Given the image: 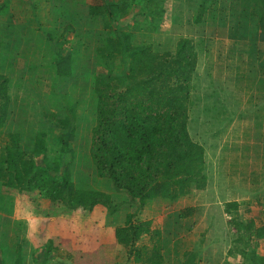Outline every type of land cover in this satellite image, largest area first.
<instances>
[{
  "label": "trees",
  "instance_id": "16d2710c",
  "mask_svg": "<svg viewBox=\"0 0 264 264\" xmlns=\"http://www.w3.org/2000/svg\"><path fill=\"white\" fill-rule=\"evenodd\" d=\"M164 2H26L21 16L36 18L35 27L31 22L26 26L35 43L30 39L21 43V35L14 31L20 27L9 22L6 0L0 3L2 45L9 40L13 50L27 46L36 52L34 60H20L27 73L22 78L27 87L24 95L32 88L29 72L36 70L32 73L37 77L36 96L29 104L21 97L20 102L12 99L6 92L10 82L0 75V193L10 199L27 195L33 204L44 201L51 212L48 216L105 210L106 226L114 228L113 238L108 237L95 253L71 250L75 259L64 264H94L97 257L101 264L103 246L113 254L123 250V264H170L169 255H163L164 237L151 229V221L141 219L142 211L152 202H174L206 185L204 148L193 140L188 129L196 65L193 42L179 38L163 47L151 44L146 37H137V33L158 31ZM138 6L142 21L128 31H120V21ZM258 15L264 30V13ZM54 82L61 84L58 91ZM70 86H79L71 93L76 97L72 104L68 103ZM81 95L90 99L89 124L79 116ZM84 124L89 127V164L85 171L90 181L109 183L107 192L79 187L73 181L81 172L74 161L79 157L75 151L81 146L79 134ZM16 125L23 128L17 130ZM236 206L227 204L226 213L235 211L231 209ZM188 212L183 211L181 216ZM233 218L235 231L227 257L238 259L230 264H264V253L257 254L259 241L264 240V227L246 226L238 216ZM57 250L52 240L40 249L46 255ZM79 254L84 261L78 260ZM187 256L192 258L189 263L175 259L173 264L196 263L197 251H189L184 258Z\"/></svg>",
  "mask_w": 264,
  "mask_h": 264
},
{
  "label": "crops",
  "instance_id": "0c3cea01",
  "mask_svg": "<svg viewBox=\"0 0 264 264\" xmlns=\"http://www.w3.org/2000/svg\"><path fill=\"white\" fill-rule=\"evenodd\" d=\"M83 1L90 3L91 0ZM182 3L183 6L186 3L189 4L188 9L183 10ZM199 6L198 0H165L163 8L165 13L159 23L158 31L149 34L150 37H158L159 35V37L177 41L179 38H186V36L175 33L178 16H184L185 19L182 23L187 24H197L201 22L200 16H207L208 24L194 26L196 30H194L193 38L202 40L201 47H196L192 38L187 36L193 42L196 57L191 81L192 99L190 101L194 100L196 103V107H191V111L195 113L196 110L198 114L193 116L195 122L191 137L199 145L201 144L198 138L200 135H204L199 126L201 123L200 114L205 110L201 104L211 103L210 94L208 91L205 94L202 88L206 85L210 86V75L213 77L219 75L220 78L226 77L227 68L233 66L235 69H240V65L243 63L244 66L251 65V69L245 70L247 74L239 77L243 82L239 83L238 91L234 95L242 108L245 107V113L243 114L239 108V113L242 115L239 114L235 117L228 128L225 126L213 129L212 132L208 133L209 137L206 138V142L203 146L201 145L205 153V187L199 191L193 190L189 195L174 202L162 200L152 202L142 211L141 219L151 221V229L158 230L164 237L162 247L165 250L163 255H169L170 264H173L176 256L183 258L188 255L189 251H196V244L202 239L203 259L198 255L195 264L208 263L206 261L208 254L203 250L212 247L210 239L206 238L207 231H212L210 228L212 223L223 233L222 240L224 243L218 246L221 247V250L222 248L225 249L223 258L231 247V239L235 231L232 223L234 216H238L240 222L246 226L264 227V132L256 129V120L260 118L256 117L253 111L255 105L264 104V57L262 60L259 57L264 55V30L258 23L260 12L256 9L248 11L250 6L256 7L250 0H223L217 4L209 5L205 13L199 10ZM233 6H235V10L232 11L230 8ZM139 9V6L133 7L129 17L120 21V31H128L134 23L142 21L143 17ZM215 9H219V13L215 12ZM216 16H219L221 23L218 27L213 26ZM209 17L212 18L209 19ZM146 36L148 34L145 32L137 33L139 39ZM249 39L254 41L253 44H250L254 47L252 54L258 64L251 63L247 59L246 48L249 45ZM222 55L228 56V59H223ZM216 101L220 102V98L216 97ZM248 104L253 105V108L248 107ZM220 112L222 109H218V113ZM207 118H213V116H207ZM223 145L226 147L225 159H222ZM230 152H237L233 158L237 161L231 160L229 162ZM232 162L233 164H231ZM223 184L240 186V192H235L233 191L234 187ZM242 188L244 192H242ZM14 198V217L5 221L6 229L8 226L11 229L12 227L16 228L17 223H19L24 226L29 234L30 229L43 222L45 217L34 209V204L27 195H15ZM229 203H236L237 206L231 209L235 211L226 213V205ZM186 210L189 212L181 216V213ZM103 215L100 210H93L88 215L55 214L48 216L46 221L49 229L41 231L42 234L47 235L44 236L45 241L42 243L30 239L25 242L24 247H30V253L26 256V258L28 257L26 260L31 261L32 264H54L58 260L65 259L68 253L70 258L71 250L95 253L98 246L100 247L106 239L108 240V237L112 239L114 236V228L106 226V223L103 222ZM58 225H66V228L69 229L65 231L66 228H63L55 232ZM104 226L108 228V232H105L103 237ZM34 229L38 230V227ZM111 229H113L112 233L109 232ZM72 233H74V240L71 241L72 247L65 253L62 241L69 240ZM50 237L62 240L58 244V254L46 255V251H43V253L36 255L35 250L41 249L48 240H51ZM226 240H228V244ZM263 253L264 240H260L257 254L263 255ZM223 262L230 264L236 262V259L228 257Z\"/></svg>",
  "mask_w": 264,
  "mask_h": 264
},
{
  "label": "rangeland",
  "instance_id": "374dc122",
  "mask_svg": "<svg viewBox=\"0 0 264 264\" xmlns=\"http://www.w3.org/2000/svg\"><path fill=\"white\" fill-rule=\"evenodd\" d=\"M2 1L4 0H0V3L2 4ZM33 0H6V12L8 13V17H9V22L13 23V25H16L17 27H20L18 29H14L15 34H20L21 35V43H27V41L32 40L33 43H35V39L34 37L30 36V31L26 29L27 23H30L32 25H36V18L34 19H28L27 15L21 16V14L25 11V3L27 2L30 4V2L32 3ZM79 1H83V0H79ZM182 1V0H181ZM200 3L199 6V10L202 12H206L207 8L209 5L212 4H217L223 0H198ZM235 1V0H233ZM252 1L256 7H249L248 11H252L255 10L258 12H263L264 13V0H250ZM35 2V1H34ZM4 3V2H3ZM183 6V3H182ZM189 4H185L183 6V10L188 9ZM232 9L235 10V6H233L232 8H230V10ZM28 10V9H27ZM229 10V11H230ZM215 12L219 13V9H215ZM2 17V15H1ZM20 17V18H19ZM19 18V19H18ZM212 18V17H211ZM209 17V19H211ZM18 19V20H17ZM185 19L184 16H178L176 18L177 22L175 25L176 31L175 33L177 35H183L186 36V38L190 37L192 38V40L195 42L196 47H201L200 45L203 44V42L201 43L202 40L198 39V38H193L194 37V30L196 25L199 26H203L207 23V16L205 17H199L200 21L199 23H193V24H187V23H182V21ZM7 20H3V22H5ZM17 22L18 25H17ZM215 24H213L214 27H218L221 25V23L219 22V16L215 17ZM2 19L0 18V75L2 76V74L4 75L5 78H7V81L9 80V85L6 87V92L13 98H18V102L20 97L21 100L23 102H28L29 104L32 103V100L34 96H36V88L34 87V84L36 83L35 80H37V77L34 73H32L33 70L31 72H29V75L32 76L33 78V82L29 84V86H31L32 88L29 89V93L28 95H24V92L26 90L27 87H24V79L23 78V74L26 73V71L22 70V67L24 66V64H20V60H24L27 59L28 57L33 58V60L36 58V52L34 51V49L24 46L22 49L20 50H13L12 48H10L8 46V43H10V41H6V43H4L2 45V35H3V31H2ZM25 25V27H24ZM210 26H212V24H210ZM157 35V34H156ZM174 35V34H172ZM188 36V37H187ZM150 39L148 40V42H150L151 44H161L163 47H167L168 45H172L173 42H175V40L170 39V38H162L161 36L159 37H150V35L148 34V36H146V39ZM250 43H254L253 40L249 39L248 40V46L246 48V56L248 61H251V63H256L258 64V62L255 60V56L252 54L254 51V47L252 44ZM27 52H25V51ZM36 50V49H35ZM52 57V60L54 58V56H50ZM223 59H228V56H224L222 55ZM260 59L262 60V58L264 57V55H260L259 56ZM49 59V58H48ZM47 59V61H48ZM51 59V58H50ZM199 59V58H198ZM12 63L13 64V68L12 67ZM19 63V65H18ZM220 64H222L221 62H219ZM6 69L5 71H3V69ZM238 68V67H237ZM251 69V65L249 66H244V63L240 65V69H235L233 66L227 68V76L226 77H221L219 75H216L215 77L210 75V86H207L202 88V90L204 91V93L206 94V91H208V93L210 94L211 98H210V102L211 103H203L201 104L205 110L203 112H201L202 114H200L199 119L201 120L200 123V129L203 130V134L204 135H200L199 136V141L200 144L203 146V144L206 142V138L209 137L210 132H212L213 129L215 128H223V127H229L230 123L234 120L235 117H237L240 113H239V108L242 111V113L244 114V108H242V106L239 104L238 99L234 96L235 93L238 91L239 88V83L243 82L242 80L239 79V77H243L244 74H247L245 70H250ZM245 71V72H244ZM28 72V71H27ZM36 73V72H35ZM27 74V73H26ZM243 79V78H242ZM59 83V81H57ZM57 82H54V86L57 88L58 91V87L59 85L61 86V84L58 85ZM61 83V82H60ZM79 87V86H78ZM74 86H70L67 87V91L69 93L68 96V103L72 104V102L74 101V99L76 97H73L71 95V93L74 94V92H77V88ZM61 89L63 87H60ZM82 89V86L80 87ZM79 88V90H80ZM57 93V92H55ZM76 95V94H75ZM216 97L220 98V102L216 101ZM195 98V97H194ZM192 99V98H191ZM78 100L80 101V105L78 107V111L79 112V116L82 118V122H89L90 120H86L89 118V116H91V112H92V108H91V103H90V99L88 96H84L81 95L80 97H78ZM14 102V100H13ZM27 104V103H26ZM18 105V104H17ZM196 103L194 102V100H191V106L190 107H196L195 106ZM2 106V87H0V107ZM240 106V107H239ZM248 107H252L253 105L248 104ZM253 108V107H252ZM84 109V112H82L81 110ZM218 109H222V112L218 113ZM22 111V110H21ZM256 115V117H259V120H256V124L255 127L258 131H263L264 132V104H258L255 105V108L253 110ZM23 113V112H22ZM2 114V111L0 112V115ZM196 110L195 113H193V111L190 112V127L189 132L192 136V127H194L193 123L195 122V118L193 116H196ZM242 115V114H240ZM207 116H213V118H207ZM259 122V123H258ZM89 124V123H88ZM88 124H85L81 127V132L79 134V138L82 139V141L80 142L81 146L77 149V151H75V154H79V157L76 158V160L74 161L76 164H78L81 172L80 174H78V179L74 178V182L78 183L79 187H89V188H93L96 191H103V192H107L109 189V183L105 182V181H95L92 180L90 181V179L88 178L87 175V170L85 171L88 163V159L86 156V148L88 145H86V136H87V132H88ZM17 130L18 129H22L23 127H15ZM2 129V125H0V130ZM2 132V130H1ZM2 137V136H1ZM0 137V140H2V138ZM232 144V143H231ZM230 148V146H229ZM229 150V149H228ZM225 153H226V147L223 145L222 147V159H225ZM237 155V152H230V159L229 162L232 161H237V160H233V158H235V156ZM233 164V162L231 163ZM75 175V174H74ZM223 185H228L230 187H234L235 192H240V186L234 185V184H223ZM242 192H244L243 188L241 189ZM15 202V198H7V197H3V195L0 193V258L2 263L0 262V264H32L31 261L26 260L28 259V257L26 258V256L29 255L30 253V247H24L26 244L25 242H28V240H33L35 239L37 242H42L45 241L44 239H46L45 237L47 235H44L41 233V231L43 230H48V223L46 221V219L48 218V215L51 213H48V209L46 208V203L44 201L41 200H36V204H34V209L38 211L39 214H43V216L45 217L44 220H42V218H40L43 222H41L38 225H34L33 228L30 229V233L28 234L26 232V229L24 228V226L20 225L19 223H17L18 225H16V228L12 227L9 228L10 226L7 227L6 229V224L5 221L6 220H10L14 217L13 215V205ZM128 211V210H127ZM104 215H103V222L107 223L105 218L108 217L105 215V210L101 211ZM81 214V213H79ZM82 215V214H81ZM102 215V214H101ZM100 215V217H101ZM83 218V217H81ZM212 226L210 227L212 229L207 231L206 233V238L210 239V245L212 247H208L206 250H203V252L207 253L208 255H206L207 258V262L206 264H223L222 261L225 259H228L227 254H225L224 258L223 255L225 253V249L220 246L222 243H224V241L222 240V230H219V228L214 225V223L211 224ZM35 227H38V230L34 229ZM41 227V228H40ZM57 229L55 230V232H58L59 229H63L66 228V225H58L56 227ZM70 228H73L70 226ZM79 228V227H78ZM69 228H66L65 231H68ZM108 228H106V226H104L103 229V237L105 236V232L107 231ZM32 231V232H31ZM109 232H113V229H111V231ZM32 234V235H31ZM45 236V237H44ZM91 236V234H90ZM93 237V236H92ZM51 240L56 243L57 245L60 244V239L57 238V240H55V238L50 237ZM91 238V237H90ZM90 238H88L90 240ZM55 241H54V240ZM105 239V238H104ZM74 240V233H72V235L69 236V240H65L62 241L64 243V250L65 253L68 252L69 248L72 247L71 245V241ZM92 241V240H90ZM203 241V239H202ZM202 241L198 242L196 244V251L197 254L199 256H201L200 258L203 259V253H202ZM214 241V244H213ZM77 242V241H76ZM75 242V243H76ZM73 243V242H72ZM212 243V244H211ZM226 243L228 244V240H226ZM98 244V241H97ZM94 247V246H93ZM103 250L101 251V255L103 256V258H101V264H110L112 257L114 258V261L112 262V264H123V250L121 251H117L116 253H112L111 249L107 246H103L102 247ZM38 253H43V251H40V249H36L35 250ZM200 252V253H199ZM221 252V253H220ZM55 254H58V251L55 252ZM74 253H70V258H72L73 260L75 259L74 257ZM98 255V253L96 254ZM69 256V253H68ZM81 255L79 254V257ZM68 258H65L61 261V264H64V262L66 261V263H70ZM235 259L234 257H230ZM98 259V257H97ZM97 259H95L94 264H100ZM177 261H181L184 263H189L191 261L192 258H187L185 259L180 258V256H176L175 258ZM238 258H236L237 260ZM78 260H82L84 261V259L82 257H80ZM185 260V261H184ZM40 263V261H39ZM56 264V263H54ZM71 264H75L73 261H71ZM79 264H84V263H79Z\"/></svg>",
  "mask_w": 264,
  "mask_h": 264
}]
</instances>
